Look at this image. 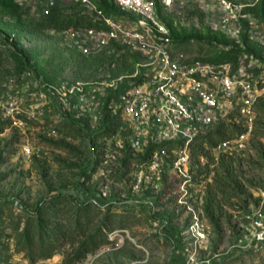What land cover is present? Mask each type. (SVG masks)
Here are the masks:
<instances>
[{
	"label": "rangeland",
	"instance_id": "374dc122",
	"mask_svg": "<svg viewBox=\"0 0 264 264\" xmlns=\"http://www.w3.org/2000/svg\"><path fill=\"white\" fill-rule=\"evenodd\" d=\"M18 3L21 12L0 14V264H264L251 225L264 208V103L238 151L211 150L242 131L232 109L208 150L206 141L197 143L190 179L170 170L158 185L139 168L152 146L135 149L126 116L110 108L117 86L134 82L131 70L145 58L110 65L119 57L115 47L84 56L74 45L82 25L69 32L41 26L40 2ZM164 14L167 23L184 18L186 33L204 34L197 10ZM251 41L258 57L239 54L218 64L228 63L232 75L243 68L263 87L264 39ZM177 49L190 59L214 52L205 42ZM80 86L101 94L82 103ZM26 145L36 150L31 157L23 154Z\"/></svg>",
	"mask_w": 264,
	"mask_h": 264
},
{
	"label": "built area",
	"instance_id": "2783aa9c",
	"mask_svg": "<svg viewBox=\"0 0 264 264\" xmlns=\"http://www.w3.org/2000/svg\"><path fill=\"white\" fill-rule=\"evenodd\" d=\"M35 1L46 13L53 8L77 6L90 17L93 28L77 31L74 42L83 55L115 47L119 53L141 54L145 58L130 76L134 80L129 83L131 87L113 105L124 113L133 129L135 149L142 151L152 146L147 160L139 164L141 173L151 182L159 185L170 170L179 179L189 180L197 143L206 141L203 147L208 150L212 132L232 109L241 117L242 131L212 143L213 153L230 155L252 134L255 108L264 103V86L251 81L250 76L246 79L243 68L232 75L228 63L190 59L175 49L164 13L175 10L181 16L188 10H197L207 27L239 46L240 54L248 58L253 54L242 41V34L247 33L251 40L264 39V20L252 12L264 0H110L119 16H108L99 6L101 0ZM183 20L179 18L173 25L180 26ZM77 91L82 103L94 102L101 94L98 87L87 90L80 86ZM41 106L46 107L44 103ZM35 153L32 146H24L26 157ZM251 225L255 230L253 241L257 246L264 245V208L253 214Z\"/></svg>",
	"mask_w": 264,
	"mask_h": 264
},
{
	"label": "trees",
	"instance_id": "16d2710c",
	"mask_svg": "<svg viewBox=\"0 0 264 264\" xmlns=\"http://www.w3.org/2000/svg\"><path fill=\"white\" fill-rule=\"evenodd\" d=\"M99 6L101 7V9L104 10V12L108 16H119L117 7L110 0H101ZM21 10H22V5H20L17 2V0H0V14L4 16L15 15L16 13L21 12ZM159 12H161V9H159ZM252 12L256 17L264 20V3H261L257 7L252 9ZM38 24L41 26L55 27L61 30L62 32L71 31L70 26L72 25L77 27L81 25L83 26L80 29H76L77 31L81 29H85L87 26H94L90 20V17L87 14H85L83 11H81V9H79L77 6H63V7L53 8L48 13L42 12L41 19L39 20ZM244 25L248 27L247 22L244 23ZM167 26L170 30V35L174 41L175 49H177V46L185 45L191 42H199V43L205 42L211 48H213L214 52L208 58L197 59V60H203L205 62L218 64L219 62H223L227 59H231V58L236 59V57L241 52L239 46L234 45V43L231 40L227 39L225 36L221 35L220 33L213 31L211 28L207 26H205L204 28L205 29L204 34L196 33V32L186 33L185 31L181 30L179 26L175 27L173 23H169V22L167 23ZM242 41L250 47L251 49L250 53L253 54V57L259 56L260 53L252 49V46L253 47L255 46L253 45L251 39L248 37L247 33L242 34ZM2 43L4 44L5 42L3 41ZM12 55L17 61L18 66L20 68L22 69L28 68L29 66L28 62L22 56L21 51H13ZM118 55L119 57L116 60L113 59L110 65H114L115 62L117 63L120 60L124 61L127 58H133L137 54L119 53ZM134 64L136 65L138 64L137 60H135ZM142 71L143 70H141V72ZM135 72L136 71L133 68L131 70L132 73L131 75H133ZM130 87L131 86L128 84V82H126V84H121L117 86L116 91L114 92V94H112V98L110 99V108L112 111L116 110L115 106L113 105V102L116 101L119 98V96ZM214 133L215 131H213L211 135H213ZM224 139L225 138H220V140H224ZM43 203H45V201H43L39 206L40 209L44 206Z\"/></svg>",
	"mask_w": 264,
	"mask_h": 264
}]
</instances>
